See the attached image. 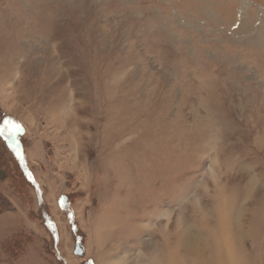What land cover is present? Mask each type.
I'll return each mask as SVG.
<instances>
[{
  "label": "rangeland",
  "instance_id": "1",
  "mask_svg": "<svg viewBox=\"0 0 264 264\" xmlns=\"http://www.w3.org/2000/svg\"><path fill=\"white\" fill-rule=\"evenodd\" d=\"M0 134V264H264V0H0Z\"/></svg>",
  "mask_w": 264,
  "mask_h": 264
},
{
  "label": "trees",
  "instance_id": "2",
  "mask_svg": "<svg viewBox=\"0 0 264 264\" xmlns=\"http://www.w3.org/2000/svg\"><path fill=\"white\" fill-rule=\"evenodd\" d=\"M9 136L6 134H0V180L11 177L12 169L9 167L11 159H8V156H14L9 144ZM11 154V155H10ZM12 158V157H11ZM13 159V158H12ZM15 167H17L21 177H24L20 167H18V161L15 158L13 159ZM25 179V178H24ZM1 206V205H0ZM2 210V207H0Z\"/></svg>",
  "mask_w": 264,
  "mask_h": 264
},
{
  "label": "bare ground",
  "instance_id": "3",
  "mask_svg": "<svg viewBox=\"0 0 264 264\" xmlns=\"http://www.w3.org/2000/svg\"><path fill=\"white\" fill-rule=\"evenodd\" d=\"M221 208H222V207H221ZM223 211H224V210H223ZM219 212H220V210H219ZM222 213H223V212H222ZM221 221H222V220H221ZM221 221H220V222H221ZM223 221H224V220H223ZM224 222H226V220H225ZM192 228H193V227H192ZM225 228H226V226H225ZM225 228H224V229H225ZM224 229H222V230H224ZM193 230H194V229H193ZM213 230H214V229H213ZM222 232H223V231H222ZM222 232H221V233H222ZM219 233H220V232H219ZM215 234H216V233H215ZM221 235H222V234H221ZM192 236H193V234H192ZM211 236H212V235H211ZM199 237L201 238L200 234H199ZM194 239H195V238H194ZM197 239H198V238H197ZM201 239H202V238H201ZM201 239H200V240H201ZM190 240H191V239H190ZM226 240H227V239H226ZM228 240H229V239H228ZM231 241H232V239H231ZM194 242H195V241H194ZM201 242H202V241H201ZM204 242H205V241H204ZM216 242H217V241H216ZM220 242H222V241H220ZM206 243H207V242H206ZM188 244H189V243H188ZM214 245H215V244H214ZM218 245L220 246V248H219L220 250H221V248L224 246V245L222 246L221 244H218ZM218 245H217V246H218ZM234 245H236V244H234ZM207 246H208V245H207ZM236 246H237V245H236ZM213 247H214V246H213ZM226 247H227V246H226ZM229 247H230V246H229ZM208 248H209V247H208ZM189 249H191V251L194 253V255H196L197 258H200V259H201V253H202V252H200V251H201V247H200V245H198V243H197V244L195 243V244H194L193 246H191ZM189 249H188V250H189ZM225 249H226V248H225ZM233 249H234V248H233ZM188 250H187V251H188ZM212 250H213V249H212ZM220 250H219V251H220ZM210 251H211V250H210ZM224 251H225V250H224ZM192 252H191V253H192ZM218 253H220V254L217 255V256H214V257L211 259V262L208 260V261L210 262L209 264H223V263L225 264V262H228L227 260H229V263H230V264H233L232 259H227L228 256H227V257H224V255H223L224 253L222 254V251H220V252H218ZM230 253H231V252H230ZM230 253H229V254H230ZM232 253H234V252L232 251ZM226 254H227V253H226ZM229 254H228V255H229ZM235 254H236V253H235ZM235 254H234V255H235ZM205 259H206V258H205ZM206 264H207V263H206ZM227 264H228V263H227Z\"/></svg>",
  "mask_w": 264,
  "mask_h": 264
},
{
  "label": "water",
  "instance_id": "4",
  "mask_svg": "<svg viewBox=\"0 0 264 264\" xmlns=\"http://www.w3.org/2000/svg\"><path fill=\"white\" fill-rule=\"evenodd\" d=\"M20 133L23 132V130L20 128L19 130ZM18 146H20V144H18ZM76 252L79 254H83L84 253V247L80 246L79 244L76 247Z\"/></svg>",
  "mask_w": 264,
  "mask_h": 264
},
{
  "label": "snow or ice",
  "instance_id": "5",
  "mask_svg": "<svg viewBox=\"0 0 264 264\" xmlns=\"http://www.w3.org/2000/svg\"><path fill=\"white\" fill-rule=\"evenodd\" d=\"M19 126H17V128H18Z\"/></svg>",
  "mask_w": 264,
  "mask_h": 264
}]
</instances>
